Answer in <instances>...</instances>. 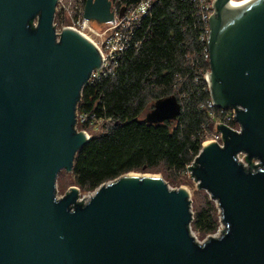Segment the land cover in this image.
Here are the masks:
<instances>
[{
  "label": "water",
  "instance_id": "water-1",
  "mask_svg": "<svg viewBox=\"0 0 264 264\" xmlns=\"http://www.w3.org/2000/svg\"><path fill=\"white\" fill-rule=\"evenodd\" d=\"M228 1L215 0L209 18L208 82L242 130L218 124L224 145L204 143L189 167L226 225L200 244L189 191L161 176L123 174L87 202L74 185L59 196L60 172H72L90 139L77 128L78 103L102 56L70 27L58 40L59 0H0V264H264V0ZM84 17L115 23V8L87 0ZM180 112L170 96L147 119Z\"/></svg>",
  "mask_w": 264,
  "mask_h": 264
},
{
  "label": "trees",
  "instance_id": "trees-1",
  "mask_svg": "<svg viewBox=\"0 0 264 264\" xmlns=\"http://www.w3.org/2000/svg\"><path fill=\"white\" fill-rule=\"evenodd\" d=\"M131 1L136 0H124ZM65 13L57 10L55 22L68 23ZM205 13L194 0H154L137 31L139 45L124 52L112 74L86 83L78 112L88 119L79 129L91 131L98 121L103 123L76 154L70 173L74 186L95 191L129 172L160 171L174 186L186 176L223 119L222 108L209 107ZM170 96L181 104L178 117L148 121L155 104ZM199 196L192 228L204 238L218 230L220 212L204 190Z\"/></svg>",
  "mask_w": 264,
  "mask_h": 264
},
{
  "label": "built area",
  "instance_id": "built-area-1",
  "mask_svg": "<svg viewBox=\"0 0 264 264\" xmlns=\"http://www.w3.org/2000/svg\"><path fill=\"white\" fill-rule=\"evenodd\" d=\"M194 1L197 2L198 5H200V7L203 9V12H207V14L205 13L203 15V18L208 21V28H209L208 32H209V30H210L209 18L211 17V15L214 12L213 3L215 0H194ZM111 2H112V8L113 9L115 8L116 20H115V23H108V24H102V25L98 24V26H101V28H102V30H101L102 40L100 43L96 42L92 38V36L89 35V30H90V28H92L94 22H91L84 17V11H85L84 0H70L68 5H66L67 7L64 6L65 7L64 8L62 6V8H60L63 10L67 9V10H65V12L70 13L69 16H71L72 20H73L72 24H69L65 27H70V28L80 32L85 37H87L85 35V33H86L88 35V37L91 39H89L88 37L87 38L89 40H91L97 46V48L99 49V51L101 53L102 66H101V68L93 71L90 80L97 79V78H100L102 76H108V75L112 74L115 71V69L118 67V65L120 63V59H121L122 55L124 54V52L126 50H128L129 48H131L132 46H138L139 45L140 40L137 39V31H138L139 27L141 26L143 19L148 16L154 0H136V1H131V2H124V0H111ZM123 7H125L124 15L122 17H119V13ZM57 10H58V7H57ZM65 27H63V28H65ZM56 28H57V34H58V40H59L60 34H61L63 28L62 29H58V27H56ZM208 74H209V72L206 74V80L207 81L209 79ZM208 84H209V82H208ZM209 107H211V108L216 107L212 100L209 104ZM219 113L223 117V119L218 122L219 125L224 124V125L232 128L235 131L241 132L242 129H241L240 125L235 120V116H236V109L235 108L223 109V110H220ZM213 115H215V112H213ZM87 119H88L87 114H80L77 111V128H78V130H80L78 127L79 123H84V122H86ZM100 121H98V122H100ZM232 122H236V123L233 124ZM83 131L87 134L88 137L91 138V135H89L86 130H83ZM211 136L212 137H210L211 139L209 141H215V142H218L222 146L224 145L223 134L220 131H217L215 134H213ZM241 155L246 156L245 153L241 152L238 154V160L241 161L243 163V165L249 169L250 167L249 166L247 167V165L245 164V162L247 164H249V161H246V160L244 161L240 157ZM258 163H260V160L255 159L254 164H258ZM194 165H195V161L192 164H190L189 167L194 166ZM189 167H188V172H190L192 175L193 171L191 169H189ZM258 168H260V165L258 166ZM252 170L255 171L256 168L252 167ZM193 178L195 179L194 176H193ZM196 182H197V184H199V181H196ZM92 194L87 199L83 198L84 202H87L89 200V198L92 196ZM83 199L80 198V196H79L78 200L82 201ZM214 201H216L217 206L219 208L220 222H221L220 224H222V226L220 225L221 227H219V229L216 233L208 235L205 240H199V237L197 236V234L194 232V230L192 228V222L190 223L191 233L194 236L195 240L200 244L204 243L207 239H209L211 237H219L224 232V230L226 229V225L223 222L222 210L219 207L218 201L217 200H214ZM191 210H192V213L194 215V210L192 208V202H191ZM218 232H220V233H218Z\"/></svg>",
  "mask_w": 264,
  "mask_h": 264
},
{
  "label": "rangeland",
  "instance_id": "rangeland-1",
  "mask_svg": "<svg viewBox=\"0 0 264 264\" xmlns=\"http://www.w3.org/2000/svg\"><path fill=\"white\" fill-rule=\"evenodd\" d=\"M236 1H244V0H236ZM70 2V0H60L59 2H58V10H60V8H62V6L64 7V6H66V5H68V3ZM67 7V6H66ZM65 8V7H64ZM61 10H63V9H61ZM65 10H67V9H65ZM65 15H67L66 17L68 18V20H69V22L68 23H63V24H60L59 22H55V25H56V27H58V29H62L63 27H65V26H67V25H69V24H72L73 23V20H72V17L71 16H69L70 15V13H65ZM94 26V27H93ZM93 26H92V28H90V30H89V35L90 36H92V38L96 41V42H101V40H102V36H101V30H102V28H101V26H98V24H96V23H94L93 24ZM89 38V37H88ZM210 72V71H209ZM102 123L103 122H98L97 124H95L94 126H93V128L91 129V131L90 130H86L87 131V133L89 134V135H92V133L96 130H100V127L102 126ZM80 124V123H79ZM79 127V126H78ZM95 129V130H94ZM80 130H84V129H80ZM213 134H215V133H213ZM213 134H211V135H213ZM209 136L208 138H207V140L206 141H209L211 138L210 137H212V136ZM206 141L204 142V143H206ZM204 145V144H203ZM244 161H245V159H244V156L243 155H241L240 156ZM245 164L247 165V167L248 166H250L249 164H247L246 162H245ZM70 173L71 172H68V171H66V170H62L61 172H60V174H59V178H58V184H57V188H58V194H59V196L61 197V196H64L65 195V193H67L68 191H70V188L73 186V184H72V182H71V175H70ZM137 173H139V174H141V175H158V176H161V177H163L164 178V175L160 172V171H157V172H137ZM190 172H186V176H184L183 178H181L180 179V182L178 183V185L177 184H175V186L174 185H171V184H169L171 187H173V188H180V187H184V188H186L188 191H189V195H190V199H191V202H192V208H193V210H194V208H195V201H196V203H197V201L201 198L200 196H199V194H200V191L201 190H204V192H206V194H208L209 196H210V194L205 190V189H199L198 188V184H197V182L195 181V179L193 178V176H191L190 177V174H189ZM165 179V178H164ZM166 180V179H165ZM168 182V181H167ZM169 183V182H168ZM76 186V185H75ZM78 187V186H77ZM80 189V188H79ZM94 191H87V192H84V191H82L81 189L79 190V193H80V198H84V199H87L92 193H93ZM215 203H216V201H215ZM216 205H217V203H216ZM221 226H222V224H220ZM219 225V227H221ZM219 229V228H218ZM218 231V230H217ZM216 231V232H217ZM215 232V233H216ZM218 233H220V232H218ZM197 234V236L199 237V240H205L206 239V237L208 236H206V237H204V238H202V237H200L199 236V234L198 233H196Z\"/></svg>",
  "mask_w": 264,
  "mask_h": 264
},
{
  "label": "bare ground",
  "instance_id": "bare-ground-1",
  "mask_svg": "<svg viewBox=\"0 0 264 264\" xmlns=\"http://www.w3.org/2000/svg\"><path fill=\"white\" fill-rule=\"evenodd\" d=\"M245 1H248V0H244V1L229 0L228 2H226V4H239V3H242V2H245ZM85 35L88 37V35L86 33H85ZM89 39H91V38H89ZM208 143H209V141H206L205 144H208Z\"/></svg>",
  "mask_w": 264,
  "mask_h": 264
}]
</instances>
